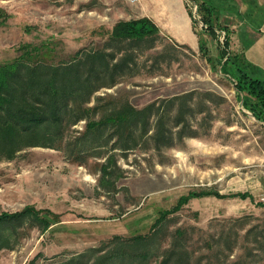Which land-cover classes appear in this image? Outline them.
I'll return each mask as SVG.
<instances>
[{
  "label": "rangeland",
  "instance_id": "374dc122",
  "mask_svg": "<svg viewBox=\"0 0 264 264\" xmlns=\"http://www.w3.org/2000/svg\"><path fill=\"white\" fill-rule=\"evenodd\" d=\"M133 1L0 0V63L27 43L49 44L47 63L78 61L82 79L88 54H108V68L100 56L101 73L90 77L93 92L70 101L82 120L66 116L46 146L25 136L12 155L0 151V216L33 210L0 227V264H158L168 255L167 264H264V123L222 67L224 30L231 54L244 36L221 21L210 33L189 0L195 50L161 32L131 46L112 41L115 22L141 17ZM122 106L150 115L146 131L132 125L127 147L111 126L88 124ZM190 190L250 197L191 198L148 241L127 240L150 233L159 212ZM45 210L60 219L47 230L37 214Z\"/></svg>",
  "mask_w": 264,
  "mask_h": 264
},
{
  "label": "trees",
  "instance_id": "16d2710c",
  "mask_svg": "<svg viewBox=\"0 0 264 264\" xmlns=\"http://www.w3.org/2000/svg\"><path fill=\"white\" fill-rule=\"evenodd\" d=\"M191 1L197 4V14L203 23V27L214 34V25L212 23L215 21V17L209 9L208 4L204 1L199 3L197 0ZM2 14L3 11L0 10V24L3 21V18H1ZM195 22L196 19L193 18V24ZM159 32L158 26L148 17L144 16L137 19L115 22L110 31V39L117 43L128 40V45L131 46L132 44L144 41L148 37H153ZM224 32L226 34L224 38L225 47L229 48L227 31L224 30ZM228 48H225L224 56L228 54V57L222 67L225 66L227 71L234 76L237 90L244 92L246 94L245 99L251 102L249 110L257 119L264 123V79H260V76L258 77L259 73L253 76L257 72L254 66L241 54H231ZM17 50L19 54L11 61L0 63V151L5 156L12 155L16 145L25 140V136H27V144L29 143L30 146H46V144L51 142L53 137L58 136L66 116L72 117L74 123L82 120L81 113L83 112L81 110L77 113H70V101L76 96L83 97L93 92L92 88H90V82L93 78L99 77L101 73H97L95 69L100 56L101 63L104 67L108 68L105 58V55L108 54L95 52L88 54L85 64H88L89 75L81 79L80 62L78 61L69 62L62 67L47 63L51 53L49 44L27 43L20 46ZM111 55L115 56L114 54ZM123 63L122 59L120 62H115V64L110 66L111 75L116 73V67H120ZM92 74V79H90ZM142 111L144 110H136L131 106H122L116 111L101 117V120L89 122L88 124L90 127L100 124L101 127L111 126L112 131L120 134L115 141H120L122 138L123 147H127L129 144L128 139L135 144V138L131 136L133 130L130 128L132 125L137 124L139 121L142 122L144 131L147 130L146 125L149 124L147 118L150 115L147 117ZM150 111L151 108H149V114ZM51 128H53L52 133L50 131ZM37 132L41 133L40 136ZM161 132L164 134L169 133V131ZM37 139L40 141H36ZM167 139L168 136L162 137L158 135L155 140L157 142H165ZM211 194L217 197H231L235 195H239L242 198L250 197L248 192L222 195L211 190H190L188 193L180 195L175 205L171 208L159 212L158 217L155 218L151 225L150 233L132 235L127 240H131L136 244H142L143 241H146L150 237L151 233L156 232L158 226L170 213L181 209L189 199ZM32 213L33 210L31 209L13 215L4 213L0 216V227L5 222H12L13 219L19 215L21 216V214ZM37 214L45 230L60 222V219H56L57 216L48 210H45L41 214L37 212ZM51 217H54L56 220L52 222ZM133 254L130 253V256ZM146 255V252H143L138 256L142 258L146 257ZM109 258L110 256L107 259ZM169 259L170 256L168 255L158 264H167Z\"/></svg>",
  "mask_w": 264,
  "mask_h": 264
},
{
  "label": "crops",
  "instance_id": "0c3cea01",
  "mask_svg": "<svg viewBox=\"0 0 264 264\" xmlns=\"http://www.w3.org/2000/svg\"><path fill=\"white\" fill-rule=\"evenodd\" d=\"M188 1L134 0L132 3L142 13L141 17L152 20L161 33L167 34L176 43L195 50L199 42L193 26L194 15L191 14ZM197 1H204L212 9L215 8L216 12L213 14L216 22L221 21L225 27L228 26L231 30L238 28L241 31L244 39L237 36L233 43L234 49L237 51L240 48L239 53L259 74H264V0Z\"/></svg>",
  "mask_w": 264,
  "mask_h": 264
}]
</instances>
